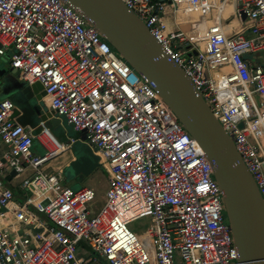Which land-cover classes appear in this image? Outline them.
I'll list each match as a JSON object with an SVG mask.
<instances>
[{"label":"built area","instance_id":"2783aa9c","mask_svg":"<svg viewBox=\"0 0 264 264\" xmlns=\"http://www.w3.org/2000/svg\"><path fill=\"white\" fill-rule=\"evenodd\" d=\"M123 1L191 78L264 195V56H255L264 52V0ZM169 5L206 24L171 29ZM7 51L21 80L43 84L54 115L85 130L108 187L98 206L94 188L64 184L52 162L76 139L59 140L43 120L35 134L13 99L0 98L9 160L0 174L32 171L23 198L0 178V264H238L206 152L82 10L67 0H0V55ZM141 216L151 225L129 229Z\"/></svg>","mask_w":264,"mask_h":264},{"label":"water","instance_id":"95a60500","mask_svg":"<svg viewBox=\"0 0 264 264\" xmlns=\"http://www.w3.org/2000/svg\"><path fill=\"white\" fill-rule=\"evenodd\" d=\"M67 1L82 10L132 67L158 89L181 123L199 142L223 192L228 223L239 250L238 264H264V195L232 137L191 78L123 0ZM242 14L245 19L246 13ZM18 74V68L12 67L9 72L0 68L1 90L16 102L14 114L17 120L23 125L34 126L31 113L36 112L43 121L61 122L53 111H42L31 101L34 97L39 102L43 100L46 93L43 84L21 80ZM80 136L78 139L86 142L85 130L80 131ZM89 149L90 154L76 155L74 159L77 170L83 173L99 166L98 155Z\"/></svg>","mask_w":264,"mask_h":264},{"label":"crops","instance_id":"0c3cea01","mask_svg":"<svg viewBox=\"0 0 264 264\" xmlns=\"http://www.w3.org/2000/svg\"><path fill=\"white\" fill-rule=\"evenodd\" d=\"M198 14V13H197ZM199 15V17L197 18L196 16H195V14H192V13H189V18L188 19H184L183 18V11H178V12H174V10H173V7L171 6V5H169L168 6V14H167V18H166V21H167V23H168V26L171 28V29H176V28H186V29H189V28H191L192 26H196V25H205L206 24V20L200 15V14H198ZM182 16V17H181ZM203 18L204 20H205V22H203L202 24H195L194 23V20L195 19H200V18ZM3 97H10L11 99H12V97H11V95H9V94H4L3 93ZM3 97H0V98H3ZM43 100L45 101V99H44V96H43ZM14 101V100H13ZM31 101L34 103V104H38L39 106H40V102L39 101H37V99L34 97V98H32L31 99ZM15 102V101H14ZM45 103H46V105H47V109L48 110H50L51 111V109H50V106L48 105V103L45 101ZM15 105H16V102H15ZM17 106V105H16ZM41 108V107H40ZM19 109V108H18ZM42 110V109H41ZM43 111V110H42ZM31 118H33L34 120H36V118H38V123L37 124H35L34 126H31V128L33 129V132L35 133V134H38L40 131H38V132H35V130H36V128H40L41 127V129H42V125H41V119L39 118V116L37 115V113L36 112H33V113H31ZM47 121H45V124H47L46 123ZM64 123L65 124V122L63 121V120H61V122H59V123H57V124H53V123H51V125H53L54 126V129L56 130V126H58V125H60L61 123ZM62 125V124H61ZM60 125V126H61ZM66 125H68V126H71V125H69V124H67L66 123ZM47 126V125H46ZM28 127H30V126H28ZM48 127V126H47ZM49 128V127H48ZM49 130H50V128H49ZM62 130H63V134L61 135L64 139H62V141H70L71 142V138L73 137L72 135H66V130L63 128V126H62ZM51 131V130H50ZM52 132V131H51ZM53 133V132H52ZM81 136H80V131H78V135L77 136H74V138L76 139L75 141H73L71 144H73L74 142H78L79 141V139L78 138H80ZM61 140V139H60ZM80 142H83V141H81L80 140ZM37 143V144H36ZM86 143V142H85ZM35 146H36V148L39 150V148L37 147L38 145H40L42 148H43V151H41V150H39L40 152H44V150H45V148H44V146L41 144V142L38 140V139H36L35 140ZM87 144V143H86ZM2 145H3V141H1L0 140V161H6L7 163L9 162V160L8 159H5V156H4V154H5V152L7 151V149H8V146L5 148V149H3V147H2ZM88 145V144H87ZM71 147L72 146H70V148L65 152V153H63V154H61L60 156H58L56 159H54L53 160V162H52V165H53V167L54 168H56V169H58V168H61L62 170H63V182H64V184H66V185H68V186H70V187H72V188H80V187H82V186H84L83 185V182H85V179H86V177L84 176H82V174L83 175H89V172L88 173H83L81 170H77V168H76V174L75 175H73V176H68V174H67V168H68V166L69 165H72V164H74V159L76 158V153H75V151H70L69 152V150H71ZM74 150V149H73ZM76 167V166H75ZM99 168L100 167H102V169H103V171H104V176H106V173H105V169H104V167L99 163V166H98ZM98 167H96V168H94V169H97ZM53 168L51 167V168H49V170H52ZM91 170V169H90ZM32 173V171L30 170V169H28V168H26L22 173H20V174H16V175H14V171H10L9 173H7L5 176L3 175H1L2 177H5L7 180H8V183H6L5 184V182L3 181V179H2V181H3V184L5 185V186H8V187H10L12 190H13V192L15 193V195L16 196H18V197H20V198H23V197H25L28 193H29V191L28 190H25V189H23L22 187H21V183H22V180H23V177L24 176H28V175H30ZM80 177V178H79ZM77 178H79V180H77ZM106 178V181H107V187H108V180H107V176L105 177ZM90 187H92V186H90ZM92 188H94V187H92ZM95 189V188H94ZM95 191H96V189H95Z\"/></svg>","mask_w":264,"mask_h":264},{"label":"rangeland","instance_id":"374dc122","mask_svg":"<svg viewBox=\"0 0 264 264\" xmlns=\"http://www.w3.org/2000/svg\"><path fill=\"white\" fill-rule=\"evenodd\" d=\"M195 14L197 12H192V14ZM199 14V13H198ZM183 18L184 19H188L189 18V13L187 11H183ZM10 52L7 51L4 54L0 55V68L5 70L6 72H9L12 67L10 66ZM3 91L1 90V84H0V97H3ZM40 107L43 111H47V105L45 103L44 100L40 101ZM34 120V119H33ZM35 124H37L38 118H36ZM64 121V119H63ZM65 122V121H64ZM47 126L50 128V130L53 132V134L60 140L64 139L61 135L64 133L62 130V126L63 128L66 130V135H72L73 137L76 136L78 134V131L74 129L73 126H68L62 122L60 125L56 126V130L54 129V126L51 125L50 121L46 122ZM41 130V127L36 128L35 132H38ZM67 142V141H66ZM37 144V143H36ZM71 150L70 151H74L73 149H75V147L80 148L81 144L80 141L78 142H74L73 144H71ZM3 149H5L7 147V145L3 142L2 145ZM39 148V150L43 151V148L38 145L37 146ZM67 174L68 176H73L76 174V167L74 164L69 165L67 168ZM82 176L86 177L85 182H83L84 186H92L96 189V198L94 200V204L101 206L105 200H106V190H107V181H106V176H104V171L102 169V167H98L97 169H91L89 170V175H83ZM0 178L3 179V181L6 183H8V180L5 177H2L0 175ZM80 178V177H79ZM79 178H77V180H79ZM151 225V218L150 216H141L138 218L133 219L132 221H130L127 226L129 229L133 230V231H144L146 228H148ZM103 264H111L108 260L106 259H102Z\"/></svg>","mask_w":264,"mask_h":264},{"label":"trees","instance_id":"16d2710c","mask_svg":"<svg viewBox=\"0 0 264 264\" xmlns=\"http://www.w3.org/2000/svg\"><path fill=\"white\" fill-rule=\"evenodd\" d=\"M77 135H78V134H77ZM77 135H76V136H77ZM79 141H80V140H79ZM80 144H81L80 148H78V147L76 148V147H75V149H74L76 155H88V154L91 153V151H90L88 145H87L85 142H80ZM224 214H225L226 219H227V221H228L227 214H226V211H225V210H224Z\"/></svg>","mask_w":264,"mask_h":264},{"label":"bare ground","instance_id":"6f19581e","mask_svg":"<svg viewBox=\"0 0 264 264\" xmlns=\"http://www.w3.org/2000/svg\"><path fill=\"white\" fill-rule=\"evenodd\" d=\"M230 5H228V7H229ZM194 14V13H193ZM195 16L198 18L199 17V15L197 14V13H195ZM182 17V16H181ZM166 18H167V16H166ZM203 22H205V20L201 17L200 19H195L194 20V23L195 24H202ZM233 22V21H232ZM204 25V24H203ZM255 56H258V57H263L264 56V52H259V53H257ZM50 137H52L53 135L52 134H48ZM103 162H105V159H103L102 160Z\"/></svg>","mask_w":264,"mask_h":264}]
</instances>
